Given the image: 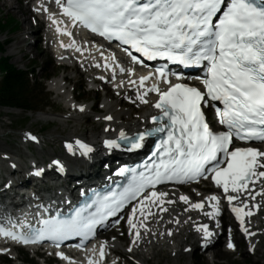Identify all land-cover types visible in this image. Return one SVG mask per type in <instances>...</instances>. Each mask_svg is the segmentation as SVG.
Masks as SVG:
<instances>
[{"label":"snow or ice","instance_id":"snow-or-ice-1","mask_svg":"<svg viewBox=\"0 0 264 264\" xmlns=\"http://www.w3.org/2000/svg\"><path fill=\"white\" fill-rule=\"evenodd\" d=\"M56 3L73 25L79 23L108 39L115 37L149 59L165 57L185 66L207 62L206 76L202 79L206 91L186 83H172L164 67L139 76V88L158 94L155 107L160 112L151 117L158 126L138 132L131 138V147H141L144 138L152 133H167L156 145L160 150L159 159L153 162L151 169L146 166L145 171L139 173L133 169V178L123 192L98 197L91 205L76 208L73 214L64 218L41 220V226L27 234L3 227H0V233L25 244L30 239L43 240L45 237L53 241L68 236L87 238L97 224L114 216L129 200L142 197L138 201L139 212L145 218L150 213V205H164L167 193L154 190L163 180H195L207 172L228 194L229 189L236 192L248 189L250 182L255 188V180L264 178V170H261L264 169V150L229 148L233 135L241 141H264V0H67L66 3L56 0ZM53 23L57 25V31H61L60 22L53 19ZM63 31L71 36L67 28ZM132 60L143 62L136 56H132ZM105 64L112 67L107 61ZM120 70L125 71L123 67ZM127 71L135 70L129 68ZM154 76L160 77L166 85L164 89L158 83H152L150 88L145 84ZM176 76L179 78L181 73ZM128 83L131 86L134 81L129 79ZM137 95L144 99L141 92ZM206 97L223 103V108L218 107L215 111L219 124L225 125L227 130L214 131L205 120L201 103ZM119 139H128L124 131L120 132ZM76 144L86 152L91 151L82 141L77 140ZM105 144L109 148L121 146L116 139L106 140ZM68 147L71 149L72 145ZM218 154L225 157V167L220 166ZM55 163L59 164V161ZM126 170L120 169L121 172ZM42 171L37 169V174ZM146 188L153 189L150 195L145 192ZM259 191L264 194V187ZM252 195V192L248 193L249 199ZM179 199L189 201L190 198L181 195ZM238 199L237 195H227L230 204ZM207 200L218 201L219 198L213 194ZM204 205L203 200L189 203L190 208L196 209H202ZM211 206L214 212L209 215L220 212L218 204ZM92 207L95 212H86ZM137 211L136 205H132V213L127 219L133 242L140 237V229L147 228L143 221L133 222ZM232 211L243 230L252 235L244 228L243 218L251 213V208L245 213L243 207L233 205ZM197 227L205 237L212 235L207 224ZM228 246L234 248L235 244ZM104 254L102 243L99 256L103 258ZM57 255L63 257L64 253ZM87 264H99V261L89 256Z\"/></svg>","mask_w":264,"mask_h":264},{"label":"rangeland","instance_id":"rangeland-1","mask_svg":"<svg viewBox=\"0 0 264 264\" xmlns=\"http://www.w3.org/2000/svg\"><path fill=\"white\" fill-rule=\"evenodd\" d=\"M20 2L22 3L21 10L26 9V1L20 0ZM23 13L24 12H20L18 9L10 11L7 6H2V2L0 1V16H3L7 19H9L10 17L17 18L21 22V30L19 32L9 34L0 32V40H2L6 45V54L12 57V62L15 63L18 67L27 68L28 66H30V63H35L37 66H40L36 76H34L35 78H40L41 80H43L46 73L49 74L50 77L62 75L63 70L57 66L56 62L53 61L51 55L43 49V44H41V46H35L31 44L30 41H28L29 44H27V41L24 40L25 33L22 31L24 26L23 18L25 17V14ZM31 22L32 24H34L32 19ZM41 27L38 30L34 29L35 33L42 29ZM35 33L31 35V41H35L38 37V35L37 37L35 36ZM28 35L30 34H25V36ZM7 39L9 41L8 43H6ZM21 40L23 41L18 43ZM11 47H16L13 53L10 52L13 55L9 53ZM32 58H34V60H32ZM65 74L69 75L73 79L76 77L75 74L71 72V69L68 67H66ZM83 77V75H80L78 73L77 78L73 80V84H76V86H82L84 82ZM76 80L79 81L76 82ZM44 83L45 90L41 91V93L38 94V100L42 101L46 96H49L50 104L53 105L52 108L49 109V111L58 113L60 116V113L65 112L64 110L66 109L65 105L63 104L64 101L61 97L57 99L55 95L52 94L53 92L49 90L48 83L47 81H45V79ZM85 91L86 93L82 94L84 96L82 98L85 100V102H93V100L96 98L101 99L102 94H97L94 91H89L88 89H85ZM18 110H11V108L9 109L0 107V150L9 151L13 153L16 158L19 154H21L23 160H25V157H23V150H21L20 148H24L22 138L23 133L26 131L41 132L44 136L43 139L49 142L46 145V149L42 153L37 154L36 151L33 150L35 155L39 157V160L43 161V159H47L53 155L58 156L61 153L60 140L63 139L62 136L65 137L67 134L73 131H75L77 135L84 134L87 136L85 132L89 133L90 131H92V129H96L97 131H99L102 128L98 123L94 122L93 118H88L91 117L90 113L84 114V116H82V118L78 122L71 120L69 123L64 121H55L54 123H52L38 120L54 119L55 116L54 118H51V113L48 114V118H40L38 117L39 114L37 113H26L21 109ZM36 114L38 119L35 117ZM26 116L30 117L31 119H26ZM130 119L132 120V118ZM86 120L90 122L88 123ZM42 127H45V130H42ZM16 153L19 154L16 155ZM216 258L218 259V261L215 264H246V262H250L251 264L260 262L261 264H264V246L260 249L258 255H256L255 257H244L241 260L236 261L231 257V255L221 253V255L217 254ZM174 259V256H169L167 252L160 251L158 254V258H155L153 262L156 264H175L176 260ZM191 260L192 257L182 256L180 261L177 262L178 264H190L192 262ZM194 261L196 262V264H210L207 259L199 256H196ZM225 261L227 263H225ZM0 264H4V258H0Z\"/></svg>","mask_w":264,"mask_h":264},{"label":"bare ground","instance_id":"bare-ground-1","mask_svg":"<svg viewBox=\"0 0 264 264\" xmlns=\"http://www.w3.org/2000/svg\"><path fill=\"white\" fill-rule=\"evenodd\" d=\"M1 2H2V6H4V5L7 6L10 11L18 9L20 12H24L25 17L23 18V21H24L23 32L25 34L32 33V31H31L32 24H31V22L29 20V18H30V16H29L30 10L28 8H26L24 10H21V5L19 4L18 0H1ZM43 17H44V14H43ZM49 33H50V31H47L46 35L49 36ZM25 34H24V40L27 41V38H29V37L25 36ZM22 41L23 40L19 41L18 43H20ZM15 49H16V47H11L9 53L10 52L13 53L15 51ZM49 86L52 89H55L56 92L59 93V94H61V91H63V89H65V85L63 84V82L60 79V77L52 79L49 82ZM63 94L66 95L65 92ZM65 98H66L67 104L70 107L72 105L71 96H65ZM104 105L108 108V110H109L108 113L112 114L114 116V118H115L114 125H118L121 121L125 120V117L130 115V111L115 110L114 109L115 106L113 104H110L109 102L105 101ZM143 108H145V107H143ZM149 109L150 108H145L144 109L145 114H146V112ZM48 114H50V113L41 112V113H39L38 117H40V118H48L47 117ZM50 116H51V118H54L55 115L54 114L53 115L50 114ZM103 116H105V115H103ZM62 117L64 119H68V118L69 119H71V118L72 119H77L78 115L74 116L73 113H71V114H68L65 117L64 116H62ZM142 118H143V115L139 119L140 123H138V124H143V122L141 121ZM133 124H134L135 127L138 126V124L135 123V122H133ZM125 125L131 127V124L128 123V122H126ZM72 136L74 138L73 134H71L68 138H71ZM166 193H167V196L165 198L167 200H170L171 203L172 202L173 203L172 204H164V205H159L157 203L155 205V207L158 209V211H160L161 208L164 209L165 206H168V205H178L182 201V200L179 199L180 195H177L175 193V191H172L170 189V190H167ZM187 207H188V205H186V208ZM178 217H180V219H177L175 221L177 223H179L180 225H177L178 227L175 228V232H174V229L172 227V224L174 222V216H172V218L169 221H167L169 226H170V228L168 227L167 223L161 225L160 227H157V229H156L157 234H166V233L167 234L164 235L162 238H161V236H157L156 238H153V239H147L145 245L141 248V250L137 251L141 260L148 261V259H149V255L148 254H151L152 252L155 254L154 249H153L155 244H158L159 245L158 247H160L161 249H164V247L167 246L172 252H176V254L179 253L180 248H182V250H183L185 247H187V245H185V246L182 245V247H181V241L186 238L187 234L191 233L190 227H193L192 223L195 221L197 216L188 211V213H183V215H180ZM160 219H162V218L160 217ZM194 227H195V225H194ZM177 230H179V231L177 232ZM115 244H116L117 248H121V244L119 242H116ZM180 256L181 255H178V257H180Z\"/></svg>","mask_w":264,"mask_h":264},{"label":"trees","instance_id":"trees-1","mask_svg":"<svg viewBox=\"0 0 264 264\" xmlns=\"http://www.w3.org/2000/svg\"><path fill=\"white\" fill-rule=\"evenodd\" d=\"M3 68L8 69L7 74L0 82L1 105H25L28 101L27 93L30 91L27 75L10 63L8 58L3 59Z\"/></svg>","mask_w":264,"mask_h":264}]
</instances>
